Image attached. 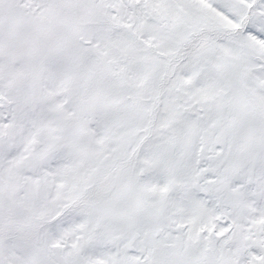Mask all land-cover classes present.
I'll return each mask as SVG.
<instances>
[{"label":"snow or ice","instance_id":"obj_1","mask_svg":"<svg viewBox=\"0 0 264 264\" xmlns=\"http://www.w3.org/2000/svg\"><path fill=\"white\" fill-rule=\"evenodd\" d=\"M0 264H264V0H0Z\"/></svg>","mask_w":264,"mask_h":264}]
</instances>
